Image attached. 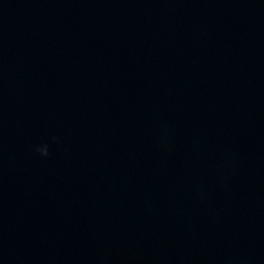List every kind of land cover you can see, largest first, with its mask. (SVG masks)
<instances>
[{
	"label": "water",
	"instance_id": "1",
	"mask_svg": "<svg viewBox=\"0 0 264 264\" xmlns=\"http://www.w3.org/2000/svg\"><path fill=\"white\" fill-rule=\"evenodd\" d=\"M0 264H264V0H0Z\"/></svg>",
	"mask_w": 264,
	"mask_h": 264
},
{
	"label": "clouds",
	"instance_id": "2",
	"mask_svg": "<svg viewBox=\"0 0 264 264\" xmlns=\"http://www.w3.org/2000/svg\"><path fill=\"white\" fill-rule=\"evenodd\" d=\"M52 141L55 142V137H52ZM34 151L39 154L40 157H47L48 156V145L41 144L34 148Z\"/></svg>",
	"mask_w": 264,
	"mask_h": 264
}]
</instances>
